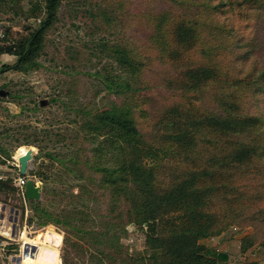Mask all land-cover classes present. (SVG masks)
Returning a JSON list of instances; mask_svg holds the SVG:
<instances>
[{"label": "rangeland", "instance_id": "rangeland-1", "mask_svg": "<svg viewBox=\"0 0 264 264\" xmlns=\"http://www.w3.org/2000/svg\"><path fill=\"white\" fill-rule=\"evenodd\" d=\"M254 2L64 0L57 8L55 21L44 34L38 68L26 73L13 71L9 68L16 57L0 55V90L8 93L7 97L0 98V147L9 155L7 158L0 152V175L3 169L14 170L8 164L12 158L32 150L29 172L50 176V189L65 200L58 208L50 206L51 211L87 206L90 218L85 224L87 230H104L110 216L122 215L115 223L113 236V239L119 238L118 243L114 242L111 249L105 245L96 247L111 256L101 261L95 250L75 243V238L64 244L61 227L39 228L28 223L32 215L28 205L24 204L18 189L8 186L0 193V213L1 206L7 208L8 217H14L13 213L17 212V222L13 236L12 223L0 222L2 231L7 233L4 235L9 238L0 235V242H5V246H0V264H10L11 258L21 254L23 233L31 240L26 244L36 247L43 264H62V256L70 264H124L127 257L145 254L146 229L127 225L122 201L111 213L110 196L98 188V176L80 163L93 160L94 146L85 138L83 112L95 114L123 99L121 95L110 94L103 83L107 75L122 76L108 56L107 48L125 47L143 65L132 97L134 118L146 142L154 147L161 146L164 124L174 119V115H168L173 109L178 111L175 119L178 116L194 123L228 100L239 103L240 116L262 115L264 119V11L250 9ZM236 3L243 5L234 7ZM207 5L217 7L216 11H207ZM36 7L41 11H36ZM43 13L44 0H0V25L7 36L0 48L25 37L28 33L25 27L34 30L39 25L37 18H44ZM162 14L167 16L163 27L167 34V40L163 39L164 52L155 41ZM184 19L200 23L196 28L202 43L197 45L194 39L191 47L176 43L174 30L178 23L184 24ZM202 45L214 46L216 55L203 56ZM200 67L214 69L217 80L199 84L197 92L186 89V85L196 81L187 77L186 72ZM252 89L262 91L254 94ZM234 112L237 113L236 109ZM197 140V155L189 154L188 158L185 153L181 156L179 147L164 146L168 153L157 170L163 186L187 169H204L210 166L211 159L223 160L233 141L235 146L243 141L242 137H234L227 143L223 134L207 130H199ZM72 159L79 162L76 168L86 177H92V181L77 180ZM62 162L74 173L65 172ZM233 165L231 169H210L212 175L218 173L212 178L220 193L213 197L206 211L215 216L221 231L199 244L211 254L225 256L218 264H264V214L260 213L264 209V156ZM205 182L209 184L208 179ZM77 184H83L84 191L93 194L82 205L70 195L79 193ZM49 200L59 202L61 197ZM247 236L252 237L253 245L243 252L242 238Z\"/></svg>", "mask_w": 264, "mask_h": 264}, {"label": "trees", "instance_id": "trees-1", "mask_svg": "<svg viewBox=\"0 0 264 264\" xmlns=\"http://www.w3.org/2000/svg\"><path fill=\"white\" fill-rule=\"evenodd\" d=\"M64 0H44L45 16L37 18L39 25L28 32L23 38L13 45L0 48V55L7 54L16 57V62L9 69L26 73L38 68L37 58L42 51V42L45 32L55 21L56 11ZM255 1L250 9L264 11V0ZM243 4L233 5L241 7ZM207 11H216L217 7L207 5ZM36 11H41L39 7ZM202 17V16H201ZM211 20V18L209 17ZM185 20V19H184ZM156 26L157 36L155 41L161 45L164 52L163 39L167 40V34L163 27L167 22V16L162 14ZM191 21L193 23H191ZM186 19L184 24L178 23L175 28V41L178 44L191 47L194 39L197 45L202 43V37L196 28L200 23L197 20ZM3 27V26H2ZM4 28V27H3ZM223 31L225 29H222ZM5 36H6V30ZM7 37V36H6ZM167 44V43H165ZM201 46V54L214 56V46ZM205 47V48H204ZM190 48H187V50ZM108 56L120 70L122 76L107 75L103 83L110 94L123 98L121 103H114L109 108L97 113L83 112V131H86V140L93 143L91 150L93 160H85L82 163L93 174L98 176V188L110 196L111 210L113 213L119 202L125 206L124 217L127 225L144 227L146 229L145 254L140 257H127L124 264H218L219 260H225L223 255L211 254L199 244L210 236L218 235L221 226L217 225L215 216H210L206 209L212 204V199L220 193L213 180L218 173L212 175L211 167L231 169L233 164H244L254 156H264V119L260 116H240L237 109L238 102L228 101L218 105L214 112L204 114L197 122L190 123L188 119H175L177 110H170L169 116L174 119L165 126L163 142L159 148L149 144L138 130L134 118V101L132 97L137 91L136 86L143 68L136 56L125 47L110 46L107 48ZM214 54V55H213ZM187 77L196 79L194 83L186 85V89L197 92L199 84L205 85L209 81L218 78L217 73L210 67L193 68L186 72ZM190 85V86H189ZM185 86V85H184ZM262 90H251L252 93H261ZM256 105H258L256 103ZM258 107V106H257ZM236 109L237 113L234 112ZM258 109V108H257ZM199 130L219 132L225 136L227 143L234 137H242L243 141H235L223 160L211 159L207 168L187 169L181 176L176 177L166 186H163L157 174L162 158L168 153L164 146H177L181 150V156L188 158L196 156V143ZM233 150V151H231ZM0 152H6L0 147ZM9 158V155H6ZM76 168L79 162L76 159L70 161ZM65 163L62 166L65 168ZM65 172L74 173L71 168H65ZM77 180L92 181V177H86L76 168ZM32 179H39L42 183L40 201H27L28 210L32 213L28 223H34L42 228L48 225L61 227L64 232V244L75 238V243L88 245L95 250V254L101 261L110 259V254L97 246H106L111 249L114 242L116 221L121 219V214L110 216V221L103 226L104 230H87L89 214L87 206L63 207L60 210L58 204L65 201L60 194L50 189L48 183L50 176L30 171ZM208 179L209 184L205 180ZM8 186L16 188L12 179L7 177L0 179V193L7 190ZM79 193L70 194L76 203L81 204L93 194L84 191L83 184L75 186ZM51 198L61 197L59 202L50 201ZM82 205V204H81ZM50 206L56 207L54 211ZM264 214V209L260 210ZM247 214V211H246ZM93 221V220H92ZM71 234V235H70ZM252 237L242 238L241 251L252 246ZM264 246V245H263ZM62 264H70L66 256H62ZM257 264V263H245Z\"/></svg>", "mask_w": 264, "mask_h": 264}, {"label": "water", "instance_id": "water-1", "mask_svg": "<svg viewBox=\"0 0 264 264\" xmlns=\"http://www.w3.org/2000/svg\"><path fill=\"white\" fill-rule=\"evenodd\" d=\"M8 93L0 90V98L7 97ZM41 106H44V102H41ZM33 151L27 150L25 154L17 156V161L19 164L18 174L21 176H28L29 163L32 161ZM24 198L26 201L37 202L41 199L42 194V183H35L33 179H28L24 186ZM14 217L10 218V222H12V229L15 227L17 222V213H14ZM14 230V229H13ZM14 234V232L12 233ZM36 247L28 244H24L22 246L21 254L19 256H15L11 258L10 264H21L22 259L29 255L33 256Z\"/></svg>", "mask_w": 264, "mask_h": 264}, {"label": "built area", "instance_id": "built-area-1", "mask_svg": "<svg viewBox=\"0 0 264 264\" xmlns=\"http://www.w3.org/2000/svg\"><path fill=\"white\" fill-rule=\"evenodd\" d=\"M5 39H6V36H5L4 28L0 25V45H3ZM8 164L11 167H13L14 170H15L14 175L10 177L12 179V184H14L17 187V189L19 190L21 198H22V200H23V202L25 204L26 200L24 198V193H23L24 186H25L27 180L28 179H32V178L30 176H21V175L18 174L19 164H18V161H17V157L12 158V160ZM1 178H7V177H1L0 176V179ZM34 181H35V183H41L38 180H34ZM26 212H27V209H26ZM13 229L15 230V227ZM11 235L13 236V234H11ZM6 238H8V237L6 236ZM4 243L5 242H0V246H5Z\"/></svg>", "mask_w": 264, "mask_h": 264}, {"label": "crops", "instance_id": "crops-1", "mask_svg": "<svg viewBox=\"0 0 264 264\" xmlns=\"http://www.w3.org/2000/svg\"><path fill=\"white\" fill-rule=\"evenodd\" d=\"M14 171H15V170L3 169L2 175H0V176H1V177H4V176L11 177V176L14 175V173H15ZM28 176H30V175H29V169H28ZM26 202H27V201H26ZM25 204L27 205V203H25ZM1 211H2V213H0V222H1V223H5L6 220H8V221L10 222V218H11V217H8V216L5 215V212L7 211V208L4 207V206H1ZM3 212H4V213H3ZM14 213H15V212H14ZM14 213H13V214H14ZM16 213H17V212H16ZM9 214H12V211H11V210L9 211ZM11 223H12V222H11ZM12 226H13V224H12ZM2 230H3V226L1 225V226H0V235L6 239V235H4V234H7V233H6V232H3ZM14 231H15V230L11 229L10 233L12 234Z\"/></svg>", "mask_w": 264, "mask_h": 264}, {"label": "bare ground", "instance_id": "bare-ground-1", "mask_svg": "<svg viewBox=\"0 0 264 264\" xmlns=\"http://www.w3.org/2000/svg\"><path fill=\"white\" fill-rule=\"evenodd\" d=\"M21 238L23 245L26 244V242L31 241L27 238L25 233L22 234ZM21 264H43V261L38 259L37 250H35L33 256H29V255L25 256L22 259Z\"/></svg>", "mask_w": 264, "mask_h": 264}]
</instances>
